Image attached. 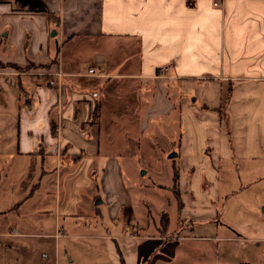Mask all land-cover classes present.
<instances>
[{"label": "crops", "instance_id": "obj_1", "mask_svg": "<svg viewBox=\"0 0 264 264\" xmlns=\"http://www.w3.org/2000/svg\"><path fill=\"white\" fill-rule=\"evenodd\" d=\"M42 1L0 0V236L50 238V264H264L219 257L261 238L224 232L217 206L227 165L264 171V0ZM143 154L170 172L135 206L121 157ZM62 158L86 163L82 201L45 180Z\"/></svg>", "mask_w": 264, "mask_h": 264}, {"label": "rangeland", "instance_id": "obj_2", "mask_svg": "<svg viewBox=\"0 0 264 264\" xmlns=\"http://www.w3.org/2000/svg\"><path fill=\"white\" fill-rule=\"evenodd\" d=\"M60 20V19H59ZM62 41V37L59 38ZM118 134V133H117ZM167 155L166 157H168ZM123 164V177L126 180L127 186L132 194L133 201L136 204L141 199V195L138 190V186L145 187L149 184H158L166 182V174L170 171L166 170V166L161 162V157L143 154V156L133 155V156H123L121 157ZM62 168L60 167V162L57 164V172L55 177L54 168L51 169L45 180L52 184V195L56 196L58 200L63 201L67 194L68 186L67 181L78 182L76 192L72 191L71 196L81 199L83 193L82 191L86 188L83 181L86 179V173L84 171L86 163L81 159L78 163L71 168L68 172L65 164L68 163L67 158H62ZM146 164L150 167L148 169ZM56 166V162L54 167ZM171 170V168H170ZM168 172V173H167ZM222 179L229 180L230 185L228 186L231 196L227 200L222 197L218 202V211L223 213V217L226 218L229 230H225L227 234L237 235L238 233L243 236L257 237L261 239L255 240H244L237 239L230 242H221V247L218 249L219 257H224L226 253V248L230 250V260H250L262 261L264 259V206L260 207L257 205L256 199L264 201V171H256L255 173L248 174V177H244L240 172L236 171L233 164L227 165L224 171H221ZM94 177V175H93ZM69 180L65 181L66 179ZM100 172L97 171V184H99ZM253 181L250 185L244 184L245 182ZM55 182L58 183L55 188ZM83 183V184H82ZM82 187V188H81ZM88 188V187H87ZM57 189V190H56ZM56 192V193H55ZM12 194V193H10ZM8 192V195H10ZM143 194V193H142ZM167 199L170 197L174 199V196L169 192L163 193ZM7 195V196H8ZM259 195V196H257ZM14 196V194H12ZM146 198V196H143ZM150 199H153L152 195H148ZM158 198L154 196V199ZM171 199V201H173ZM97 207L101 208V191L97 188ZM173 203H175L173 201ZM155 206L157 205L154 202ZM169 204L164 210H168ZM159 208V207H158ZM9 210H5V215L1 218V222L4 225L11 224L13 214L9 213ZM158 211V210H157ZM224 211V212H223ZM152 215H155V211H152ZM158 215H160L158 213ZM174 215V211L171 212ZM160 219V218H159ZM172 220V217H171ZM35 226L32 225L29 220H26L24 228L26 230H32ZM23 228V227H22ZM112 227L105 225V222H101V214L97 212V230H108L112 231ZM223 232V233H224ZM52 244L53 240L50 238H41L36 236H0V264H50L52 261ZM217 256V254H216Z\"/></svg>", "mask_w": 264, "mask_h": 264}, {"label": "trees", "instance_id": "obj_3", "mask_svg": "<svg viewBox=\"0 0 264 264\" xmlns=\"http://www.w3.org/2000/svg\"><path fill=\"white\" fill-rule=\"evenodd\" d=\"M19 5L21 6H26L29 10H33V11H47L46 5L44 4V2L42 0H15ZM16 69H20L17 66H14ZM51 130L53 133H56V124L53 121L51 123ZM178 180V172H175V176L173 179V185H172V189L174 188V193L177 197V200L179 201V192L178 190L175 188L176 186V182ZM180 205V203H179Z\"/></svg>", "mask_w": 264, "mask_h": 264}, {"label": "built area", "instance_id": "obj_4", "mask_svg": "<svg viewBox=\"0 0 264 264\" xmlns=\"http://www.w3.org/2000/svg\"><path fill=\"white\" fill-rule=\"evenodd\" d=\"M59 28H61V25H59ZM60 34V33H59ZM168 70H169V68H168V66H162V67H160V69H159V74L161 75V76H163V77H169L168 75H166L167 74V72H168ZM89 73H93V69H89ZM60 74V72H58V75Z\"/></svg>", "mask_w": 264, "mask_h": 264}, {"label": "water", "instance_id": "obj_5", "mask_svg": "<svg viewBox=\"0 0 264 264\" xmlns=\"http://www.w3.org/2000/svg\"><path fill=\"white\" fill-rule=\"evenodd\" d=\"M172 154H175V153H172ZM169 156H171V155H169Z\"/></svg>", "mask_w": 264, "mask_h": 264}]
</instances>
